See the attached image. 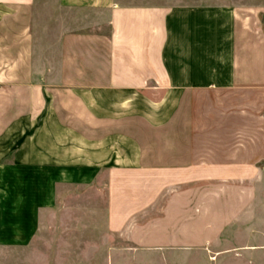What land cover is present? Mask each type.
Here are the masks:
<instances>
[{"label":"crops","instance_id":"crops-1","mask_svg":"<svg viewBox=\"0 0 264 264\" xmlns=\"http://www.w3.org/2000/svg\"><path fill=\"white\" fill-rule=\"evenodd\" d=\"M263 15L253 6L0 0L6 178L49 173L88 187L103 173L105 227L117 236L204 183H255L250 205L263 195ZM54 150L70 156L59 161ZM180 204L188 211L187 198Z\"/></svg>","mask_w":264,"mask_h":264},{"label":"rangeland","instance_id":"rangeland-1","mask_svg":"<svg viewBox=\"0 0 264 264\" xmlns=\"http://www.w3.org/2000/svg\"><path fill=\"white\" fill-rule=\"evenodd\" d=\"M121 1L264 7V0ZM53 154L59 161L70 156L66 150ZM10 160L0 146V264H264V180L263 195H255L250 205L248 193H254L255 183L189 187L173 205L166 199L158 202L140 229L117 236L105 227L103 173L88 187L68 186L49 173L44 181L33 174L27 183L15 171L6 178ZM186 198L185 212L180 201L184 204ZM245 224L246 230L237 227Z\"/></svg>","mask_w":264,"mask_h":264},{"label":"trees","instance_id":"trees-1","mask_svg":"<svg viewBox=\"0 0 264 264\" xmlns=\"http://www.w3.org/2000/svg\"><path fill=\"white\" fill-rule=\"evenodd\" d=\"M263 28H264V24H263Z\"/></svg>","mask_w":264,"mask_h":264}]
</instances>
